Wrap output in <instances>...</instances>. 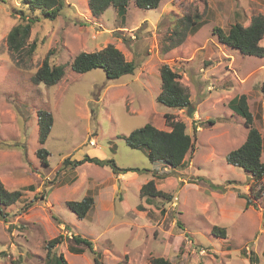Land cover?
I'll return each mask as SVG.
<instances>
[{
	"label": "rangeland",
	"instance_id": "rangeland-1",
	"mask_svg": "<svg viewBox=\"0 0 264 264\" xmlns=\"http://www.w3.org/2000/svg\"><path fill=\"white\" fill-rule=\"evenodd\" d=\"M194 12L202 15L201 27L164 49L176 20ZM256 14L264 15V0H160L153 9L131 0L123 22L113 6L95 16L88 0H64L50 20L22 0H0V179L8 190L21 191L15 203L0 204V264H46L45 245L59 234L64 239L53 252L68 264H95L93 253L75 244L73 234L92 241L101 264H150L157 256L172 264H264V190L253 197L264 187V176L254 182L225 160L247 132L244 118L228 105L235 95L247 96L253 124L264 138V56L242 54L212 31H226L235 22L248 25ZM23 15L37 18L28 37L35 42L29 57L6 44ZM107 44L136 63L132 74L110 79L101 68L82 73L70 68L80 51ZM49 51L50 64L65 69L52 85L33 80ZM163 63L187 87L190 106L177 109L156 100ZM38 110L53 118L43 144ZM165 113L184 121L194 143L183 164L171 171L122 138L147 122L169 129ZM38 148L49 152L48 165L38 158ZM85 154L113 158L117 166L139 172L117 174L107 164L87 161L76 167L63 163ZM165 171L170 172L163 176ZM152 179L170 201L140 196L141 185ZM87 194L94 203L80 219L66 202ZM246 198L252 204L246 205ZM214 226L224 230V237L212 232ZM69 245L84 251L70 252ZM250 256L257 260L251 262Z\"/></svg>",
	"mask_w": 264,
	"mask_h": 264
},
{
	"label": "trees",
	"instance_id": "trees-1",
	"mask_svg": "<svg viewBox=\"0 0 264 264\" xmlns=\"http://www.w3.org/2000/svg\"><path fill=\"white\" fill-rule=\"evenodd\" d=\"M28 7L33 10L38 9L47 19H55L60 10L64 6V0H22ZM131 0H88L90 12L98 16L104 12L109 6L116 9V14L121 21H125L126 8ZM134 5L141 9H153L158 7L160 0H132ZM201 14L194 12L186 14L176 20L174 30L170 35L171 41L164 49L175 47L182 43L186 35L196 32L202 25ZM22 22L13 25L6 37L7 47L18 53L21 57L31 56L35 49V42H28L30 28L37 20L35 17H21ZM213 33L217 35L220 42L237 48L242 54L254 55L257 57L264 56V46L260 44L264 36V15L256 14L252 16L248 25L239 22L233 23L228 30L224 31L220 27H214ZM50 51L44 56L41 65L34 73L33 80L42 82L46 85L56 84L65 73L64 65H51L49 62ZM136 63L133 60L125 59L122 51L113 44H107L100 50L91 52L80 51L70 62V68L76 72L82 73L94 68H101L105 76L110 79H117L124 74H132L136 69ZM159 77L161 88L156 96V100L168 107L182 109L190 106V93L186 86L179 80V75L168 64L163 63L159 68ZM260 90L264 97V83L261 84ZM229 107L239 113L244 118V124L247 128V133L244 141L236 148L230 150L225 155L227 163L242 167L247 176L252 181H259L264 176V163L261 161L263 151L264 138L260 131L253 124V115L250 112L247 104V96L242 93L235 95L228 102ZM165 123L169 129H160L152 123H145L140 127L131 130L122 138L126 145L135 149H142L146 152L147 157L151 162L163 161L164 165L170 167V171L175 167L182 165L186 153L194 149V143L190 135L185 130V123L182 120L174 119L170 113H165ZM53 123L52 114L46 110H38L39 134L38 142L45 143L51 125ZM49 152L44 148L37 149L38 158L44 165H48ZM95 163L99 166L109 165L113 173H123L126 171H138V168L119 167L116 165L113 158H99L85 154L83 158L78 160H70L66 157L63 160L64 164H71L76 167L84 162ZM146 170V169H143ZM170 171H165L163 176L168 175ZM161 177V175H158ZM252 187V185H251ZM264 187H259L253 194L254 198L261 197V191ZM141 197L146 199L156 196H164L166 200H171V195L166 194L155 187L152 180L143 183L139 189ZM21 196L20 190L10 191L5 188L0 179V204L8 206L18 201ZM40 197H44L41 192ZM34 198H37L35 195ZM68 207L80 219L85 218L88 211L92 208L94 198L91 194L83 196L79 200H69L66 202ZM33 204V200L27 206ZM245 204H252L251 199L246 198ZM2 209L0 206V214ZM219 233L224 237V230L218 229L216 226L212 229L213 233ZM63 234L50 239L46 247V264H68L62 254L53 252V248L63 240ZM72 239L75 244H84L90 252L93 253L95 264H101L98 259L97 252L93 249L92 241L80 234H73ZM69 251L73 253H83L84 248L69 245ZM249 260L256 261V257H249ZM150 264H172L164 257H154L150 260Z\"/></svg>",
	"mask_w": 264,
	"mask_h": 264
},
{
	"label": "built area",
	"instance_id": "built-area-1",
	"mask_svg": "<svg viewBox=\"0 0 264 264\" xmlns=\"http://www.w3.org/2000/svg\"><path fill=\"white\" fill-rule=\"evenodd\" d=\"M88 142H89V144L93 145L94 144V139H89Z\"/></svg>",
	"mask_w": 264,
	"mask_h": 264
},
{
	"label": "clouds",
	"instance_id": "clouds-1",
	"mask_svg": "<svg viewBox=\"0 0 264 264\" xmlns=\"http://www.w3.org/2000/svg\"><path fill=\"white\" fill-rule=\"evenodd\" d=\"M247 130V129H246ZM247 133V132H246ZM246 137V136H245Z\"/></svg>",
	"mask_w": 264,
	"mask_h": 264
},
{
	"label": "crops",
	"instance_id": "crops-1",
	"mask_svg": "<svg viewBox=\"0 0 264 264\" xmlns=\"http://www.w3.org/2000/svg\"><path fill=\"white\" fill-rule=\"evenodd\" d=\"M97 153V152H96Z\"/></svg>",
	"mask_w": 264,
	"mask_h": 264
}]
</instances>
